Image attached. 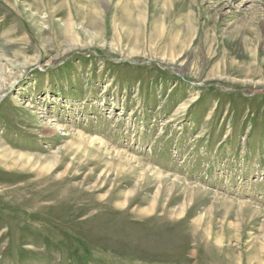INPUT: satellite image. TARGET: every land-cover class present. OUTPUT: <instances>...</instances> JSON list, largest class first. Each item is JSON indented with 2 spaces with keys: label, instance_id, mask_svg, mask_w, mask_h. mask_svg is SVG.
Instances as JSON below:
<instances>
[{
  "label": "rangeland",
  "instance_id": "obj_1",
  "mask_svg": "<svg viewBox=\"0 0 264 264\" xmlns=\"http://www.w3.org/2000/svg\"><path fill=\"white\" fill-rule=\"evenodd\" d=\"M215 252L264 264V0H0V264Z\"/></svg>",
  "mask_w": 264,
  "mask_h": 264
},
{
  "label": "bare ground",
  "instance_id": "obj_2",
  "mask_svg": "<svg viewBox=\"0 0 264 264\" xmlns=\"http://www.w3.org/2000/svg\"><path fill=\"white\" fill-rule=\"evenodd\" d=\"M37 5H38V4H37ZM29 10H30V9H29ZM40 14H41V13H40ZM24 19H25V18H24ZM25 20H26V19H25ZM71 27H72V26H71ZM37 173H38V172H37ZM224 250H225V249H224ZM223 253H225V251H224ZM213 254H214V256H215L214 258L216 259V260H215V263H216V264H235V263H234L235 260L233 261L232 258H231L232 260L229 259V263H226L224 260L221 261V260L219 259L218 256H222V255H217L216 252L213 253ZM225 254H226V253H225ZM212 256H213V255H212ZM225 256H226V255H225ZM222 257H223V256H222ZM257 258H258V257H257ZM258 260H259V258L257 259V261H258ZM257 261H256V264H257ZM249 262H251V260L247 258V262H244L243 264H247V263H249ZM215 263H214V264H215ZM238 264H239V263H238ZM241 264H242V263H241ZM252 264H253V263H252ZM254 264H255V263H254Z\"/></svg>",
  "mask_w": 264,
  "mask_h": 264
}]
</instances>
